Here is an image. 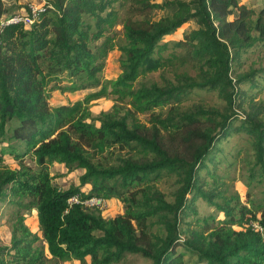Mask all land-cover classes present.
<instances>
[{
  "label": "trees",
  "instance_id": "1",
  "mask_svg": "<svg viewBox=\"0 0 264 264\" xmlns=\"http://www.w3.org/2000/svg\"><path fill=\"white\" fill-rule=\"evenodd\" d=\"M41 1L33 25L0 30V203L15 211L0 264H120L128 255L151 264H264V206L248 198L243 205L219 180L216 163L212 171L206 164L217 141L244 134L253 151L247 183L264 186V105L251 95L262 89L264 65L242 69L264 47V0H255L259 7L243 0ZM157 11L171 15L155 20ZM6 13L0 0V20ZM190 23L196 27L180 39L165 40ZM119 25L121 72L108 92L102 72ZM163 67H189L195 76L163 75L161 84L135 87ZM55 91L93 92L82 103L52 107ZM193 91L215 94L221 106L185 105ZM110 94L119 102L94 116L90 103ZM54 163L82 170L79 186L55 184ZM164 177L173 178L170 196L157 185ZM73 195L116 199L123 213L107 219L69 208ZM198 198L223 214L218 226L197 217ZM30 211L37 232L25 223L22 212Z\"/></svg>",
  "mask_w": 264,
  "mask_h": 264
},
{
  "label": "rangeland",
  "instance_id": "2",
  "mask_svg": "<svg viewBox=\"0 0 264 264\" xmlns=\"http://www.w3.org/2000/svg\"><path fill=\"white\" fill-rule=\"evenodd\" d=\"M182 1H190V0H182ZM244 3L250 4L252 6H258V1L255 0H243ZM41 0H4L6 10L10 14H20V9L27 8L29 3H33L35 5L40 4ZM259 7V6H258ZM257 7V8H258ZM256 8V9H257ZM16 11V12H15ZM15 12V13H12ZM171 15L170 11H157L154 15V19L158 20L160 18ZM196 26L193 23L185 25L182 29L178 30L174 35L168 36L165 40H178L182 37L183 30L185 29H194ZM114 38L116 46L112 49V51L108 54L107 59L105 61L104 69L102 72V79L104 82H107L108 92L110 91V84L112 80H114L119 73L120 63H121V53L119 51V44H122V27L116 26L113 29ZM248 60L245 62L243 66V70L248 69L251 66L260 67L264 65V47H257L253 49L248 54ZM187 73L189 76L194 77L195 71L191 68H172V67H163L158 69L157 71L151 72L145 76H141L137 79L135 83V87L138 86L139 83L151 84L155 83H163L162 76L169 77L170 79L174 78L175 73ZM209 73H207L208 75ZM211 75V73H210ZM260 90H252L251 95H255V100H259L264 105V83H262ZM248 88L245 86V89ZM93 91H83L77 93H65L60 94L55 91L51 94V99L49 101L50 106H60V105H70L75 102H83V98L86 94H89ZM258 92V93H257ZM118 99L115 95H108L96 101H93L89 105V110L92 112L94 116H97L101 112H107L110 108L118 103ZM128 102V99H125V103ZM197 102H205L213 106H221V102L218 100L215 94L213 93H205L204 91H193V93L189 96V99L185 103V105H190L192 103ZM236 112V111H235ZM238 118L244 119L242 116V112L237 110ZM139 120L143 123L146 122L147 117L144 115H139ZM237 125V123H236ZM15 143L5 142L1 145L13 146ZM253 160V151L251 147V142L249 138L244 134H233L229 136L226 140H219L215 143L214 149L212 152H209L206 157V164L208 166L207 170H213V165H216V174L220 177V181L224 182L226 186H228L229 194L234 196L238 195L240 202L243 205L249 206L246 203V199L251 200L254 205L262 204L264 206V186L258 185L255 183L248 184L247 183V169L249 164ZM6 164L10 168H16L17 163L14 162L11 157L5 156ZM24 162L27 165L34 166L33 161L30 157H25ZM207 170L203 171V175L205 176L208 182H212L207 174ZM51 175L53 176V182L57 184L63 191L68 190L71 186L78 187L79 186V177L83 174L82 170H74L68 171L63 165L54 163L50 168ZM172 181L173 178L164 177L162 180L158 182V188L165 194L168 195V192L172 191ZM89 185L84 186L81 190L87 192L89 190ZM188 200L191 196H187ZM194 208L197 210L198 218H207L213 217V221L211 222L212 227H216L220 222L224 219L222 213L217 212L214 208L210 207L206 201L201 198H198L194 203ZM104 218H113L119 214L123 213V205L120 201L116 199L108 200V205L106 209L101 212ZM14 209L5 204L0 203V246H9L10 237H11V225L14 222L15 218ZM25 215V223L31 228L33 232H37V217L35 212H22ZM195 217L190 215L186 221H192ZM194 226L195 223H191ZM235 229H237L235 227ZM39 234V232H38ZM58 264H79L75 260H69L65 262H58ZM120 264H151L150 260L143 259L138 256L128 255L124 261ZM193 264V263H189Z\"/></svg>",
  "mask_w": 264,
  "mask_h": 264
},
{
  "label": "built area",
  "instance_id": "3",
  "mask_svg": "<svg viewBox=\"0 0 264 264\" xmlns=\"http://www.w3.org/2000/svg\"><path fill=\"white\" fill-rule=\"evenodd\" d=\"M43 12L44 9L41 5L29 3L27 9L24 10V12H20V14L4 15L0 20V30L5 26L16 24H22L25 27H29L39 20L40 15ZM67 205L69 208L79 205L91 210L103 212L108 205V200L98 196L82 198L80 195H73L67 200Z\"/></svg>",
  "mask_w": 264,
  "mask_h": 264
},
{
  "label": "crops",
  "instance_id": "4",
  "mask_svg": "<svg viewBox=\"0 0 264 264\" xmlns=\"http://www.w3.org/2000/svg\"><path fill=\"white\" fill-rule=\"evenodd\" d=\"M2 1H3V3H4V0H2ZM4 7H5V3H4ZM5 8H6V7H5ZM23 9H24V8L20 9V11H18V12H21V11H23ZM15 12H16V11H15ZM15 12H12V13H15ZM7 14H9V15H10V13L8 12V10H7V13H6V15H7Z\"/></svg>",
  "mask_w": 264,
  "mask_h": 264
}]
</instances>
